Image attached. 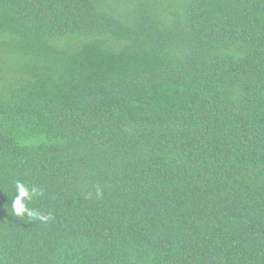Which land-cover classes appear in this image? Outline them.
Listing matches in <instances>:
<instances>
[{
    "label": "trees",
    "instance_id": "obj_1",
    "mask_svg": "<svg viewBox=\"0 0 264 264\" xmlns=\"http://www.w3.org/2000/svg\"><path fill=\"white\" fill-rule=\"evenodd\" d=\"M0 264H264V0H0Z\"/></svg>",
    "mask_w": 264,
    "mask_h": 264
},
{
    "label": "clouds",
    "instance_id": "obj_2",
    "mask_svg": "<svg viewBox=\"0 0 264 264\" xmlns=\"http://www.w3.org/2000/svg\"><path fill=\"white\" fill-rule=\"evenodd\" d=\"M44 195L43 189L33 184L26 186L23 182L17 181L15 184V192L11 199V213L16 217L27 216L32 220H39L42 223H47L51 218V212H43L39 209L28 206L26 201L32 200L34 197ZM97 196L102 195L99 189L96 192Z\"/></svg>",
    "mask_w": 264,
    "mask_h": 264
}]
</instances>
